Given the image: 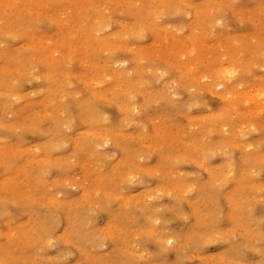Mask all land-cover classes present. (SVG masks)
Listing matches in <instances>:
<instances>
[{"label":"rangeland","instance_id":"374dc122","mask_svg":"<svg viewBox=\"0 0 264 264\" xmlns=\"http://www.w3.org/2000/svg\"><path fill=\"white\" fill-rule=\"evenodd\" d=\"M263 89L264 0H0V264H264Z\"/></svg>","mask_w":264,"mask_h":264},{"label":"bare ground","instance_id":"6f19581e","mask_svg":"<svg viewBox=\"0 0 264 264\" xmlns=\"http://www.w3.org/2000/svg\"><path fill=\"white\" fill-rule=\"evenodd\" d=\"M133 2H134V1H133ZM130 3H131V2H130ZM128 4H129V3H128ZM133 4H134V3H133ZM85 5H86V4H85ZM98 5H99V4H98ZM131 5H132V4H131ZM134 5H135V4H134ZM149 9H150V8H149ZM85 11H86V10H85ZM58 12H59V11H58ZM59 13H60V12H59ZM158 16H159V15H158ZM104 18H105V17H103V19H104ZM103 19H102V20H103ZM155 19H156V18H155ZM103 21H104V20H103ZM104 22H105V21H104ZM220 22H221V21H220ZM65 23H66V22H65ZM108 24H109V23H108ZM105 25H106V24H105ZM99 26H100V25H99ZM167 26H168V25H167ZM96 27H97V26H96ZM101 27H102V26H101ZM108 27H109V26H108ZM108 27H107V28H108ZM73 28H74V27H73ZM99 28H100V27H99ZM99 28H96V31H97ZM102 28H103V27H102ZM143 28H144V27H143ZM105 29H106V28H105ZM81 30H82V29H81ZM73 31H74V29H73ZM98 31H101V30H98ZM139 31H140V30H139ZM93 33L95 34L96 32H93ZM96 35H97V33H96ZM113 35H115V34H113ZM115 36H117V35H115ZM92 37H93V36H92ZM100 38H101V37H100ZM102 39H103V38H102ZM106 39H107V38H106ZM41 42H42V41H41ZM103 48H104V47H103ZM46 49H47V48H46ZM98 49H99V48H98ZM98 49H97V50H98ZM52 50H53V49H52ZM105 51H106V50H105ZM48 52H49V53H52L53 51H51V52L48 51ZM49 53H48V54H49ZM52 54H53V53H52ZM44 55H46V54H44ZM45 57H46V56H45ZM71 57H73V56H71ZM123 62H124V61H123ZM120 65H122V64H120ZM220 69H221V68H220ZM122 73H124V72H122ZM122 73H121V74H122ZM237 73H238V72H237ZM121 74H120V75H121ZM122 75H125V73L122 74ZM226 75H227V74H226ZM228 75H229V74H228ZM228 75H227V76H228ZM236 75H237V74H236ZM217 77H218V76H217ZM229 77H230V75H229ZM219 80H220V79H219ZM209 81H210V80H209ZM208 83H209V82H208ZM211 84H212V83H211ZM217 85H218V84H217ZM239 85H240V84H239ZM219 86H220V85H219ZM209 90H210V89H209ZM254 90H255V89H254ZM259 90H260V93H261V89H260V88H259ZM263 90H264V89H263ZM212 91H213V90H212ZM210 92H211V91H210ZM240 92H241V91H240ZM247 92H248V91H247ZM249 93H251V91H250ZM257 93H258V90H257ZM257 93L255 92L256 95H257ZM260 93H258V94H260ZM241 94H242V93H241ZM241 94H238V95H241ZM246 94H247V93H246ZM251 94H252V93H251ZM229 95H230V94H229ZM231 95H232V94H231ZM252 95H254V94H252ZM248 96H250V95H248ZM248 96H247V97H248ZM258 96H259V95H258ZM263 96H264V95H263ZM263 96H261V97L263 98ZM239 97H240V96H239ZM252 97H253V96H252ZM254 97H255V96H254ZM254 97H253V98H254ZM228 98H230V96H229ZM235 99H236V98H235ZM240 99H242V98H240ZM231 100H232V99H231ZM244 100H245V99H244ZM243 102H244V101H243ZM257 104H258V103H257ZM129 110H130V109H129ZM260 111H261V110H260ZM260 114H261V113H260ZM225 124H226V123H225ZM224 127H225V126H224ZM234 128H235V127H234ZM219 129H220V128H219ZM101 138H102V137H101ZM235 138H236V137H235ZM103 143H104V141H103ZM242 145H244V144H242ZM103 146H104V145H103Z\"/></svg>","mask_w":264,"mask_h":264}]
</instances>
